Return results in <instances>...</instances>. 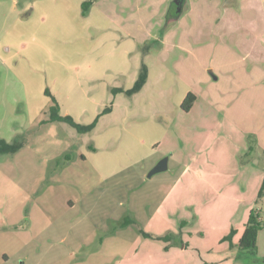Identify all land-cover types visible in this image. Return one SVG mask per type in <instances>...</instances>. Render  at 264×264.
<instances>
[{"label": "rangeland", "instance_id": "374dc122", "mask_svg": "<svg viewBox=\"0 0 264 264\" xmlns=\"http://www.w3.org/2000/svg\"><path fill=\"white\" fill-rule=\"evenodd\" d=\"M171 1L0 0V137L17 146L0 152V264H264V229L257 251L237 247L250 213L264 218V171L249 159L264 126V54L250 40L264 37L261 25L245 29L261 11L185 0L170 16ZM91 48L125 69L120 87L148 65L146 93L172 112L170 130L123 121L135 109L122 111L123 93L108 100L119 115L101 116L108 125L95 134L49 120L45 89L59 91ZM69 92L62 114L93 104ZM189 92L197 99L185 111ZM166 156L168 168L150 177Z\"/></svg>", "mask_w": 264, "mask_h": 264}, {"label": "crops", "instance_id": "0c3cea01", "mask_svg": "<svg viewBox=\"0 0 264 264\" xmlns=\"http://www.w3.org/2000/svg\"><path fill=\"white\" fill-rule=\"evenodd\" d=\"M231 1L232 0H230V3L228 5H234V4L236 6L241 5V12H245V14L248 16H250V12H252V10L259 9L261 11L260 22L263 25L260 24L259 20H257L256 18L254 20V18L251 17L255 22L253 23L252 19L250 18V20H249L250 25H248L247 27L245 26L246 27L245 29L246 30L250 29L251 31H256V30L260 29V25H261V27L263 29L262 37H264V0H238L237 2H234V1L231 2ZM15 3L19 6V4H21V1L13 2V4H15ZM22 4H23L22 6H24V5L27 6V4H30V3L27 1V2H24ZM89 14H90V11H87L86 15H84L81 12V15L83 17H88ZM106 34L107 33H104V37H105L106 41L102 37H100L96 40L95 45H97L100 40H103L105 43H107L108 39L106 37ZM4 36H5V33H3L1 38H3ZM86 37H88V36L86 35ZM250 41H251V45L252 44L254 45V43H255L257 46H259L257 48L255 47L254 52H256L258 55H263L264 54V45L261 46L260 42L258 40H255V41L250 40ZM111 42H113V43H112V45H110L111 56H109V59L111 60V63L113 62L115 65L116 64L120 65L122 61L117 58V47L113 46V44H115L113 39ZM102 45L104 46L105 44H102ZM93 47H94V43L92 45V48ZM6 48L8 50H10V47H6ZM92 48L90 49V51L88 53H86L83 56L82 63H81V64H83L82 72L80 71L81 70L80 69L81 64L80 65L74 64L73 67L69 70V72H68L69 74L62 79L63 82L60 85L59 91H57L56 93H53L50 90V88L47 87L45 89V92H47L46 94H48V92H50L51 94H53L55 96L56 99H58L57 101H59L58 103L61 106L60 111H62V105L65 101L64 97L61 95L62 93L64 95L67 93V98L71 99L70 104H72L74 102V100H72V97H70V93H71V92H69L70 88L72 87V90H73L76 87L77 90L84 92L83 95L86 96V99L90 100V102L93 104L87 110L83 109V112L80 115H74V116L77 118V120L79 119V121H81L85 124L92 122L105 107L110 106L108 100H109L110 96L113 94L112 88L120 87L119 82L123 81V80H127L126 71L124 68L118 67V66H114L112 68V65L108 64L107 58L99 56L97 54V52L93 53ZM145 51L146 52H143V53H145L146 56H142V58H145V57H147V55H150L149 49L146 48ZM147 67H148V65H147ZM212 72H213V76L214 75L217 76V79H218L219 75H216L214 73V71H212ZM149 73L150 72H149V67H148L147 82L145 83V85L142 87V89L139 92L133 94L132 96H128L125 93H123V97L119 100V102L122 106L123 112L126 110L129 111L132 108H135V109L129 111V113L124 117L123 121L126 122V121H131V120H134V121L139 120V121H137V123L140 122L143 126L147 125L148 130H150L151 132H153L154 127H156V125L162 126L163 129L168 131V130H170V128L172 127L173 122H174L173 117H172L173 115H172V112L171 111L169 112L167 107L164 106V103L162 106L156 105L155 96L148 95L146 93V89H148V86L150 85L149 84V81H150ZM131 75H132L133 81L135 83V81L138 78L139 71L137 73L134 72ZM214 79H216V78H214ZM19 82L18 83L21 84L22 87H24L23 82L21 80H19ZM18 83L16 82L15 86H19ZM127 88H130V87H126L125 89H127ZM102 90H103L102 95L99 98H97L98 92L102 91ZM167 92H168V90H165V89L163 90L162 93L159 92V94L164 95V102L167 99V97H166ZM121 94L122 93H120V95ZM144 94H147V95H144ZM120 95L119 94L116 95L114 100H118L117 97H119ZM73 99H74V97H73ZM114 102L115 103L112 106V110L109 113H107V115L111 114L112 117L113 116L116 117V115H119L118 113H116V111H117V107L120 104L118 103V105H116V101H114ZM182 102H183V98L180 100V105ZM85 105L86 104H84L83 107ZM71 109H72L71 107L65 109L64 114L70 113ZM180 109H182V108L180 107ZM166 114L169 115L168 119L162 118V116H164ZM71 116H73V115H71ZM104 125H108V122L104 121L103 118L101 117L99 119L96 127L91 131V133H93L96 128L99 131L100 128ZM95 133H97V132H95ZM95 133H93V134H95ZM85 134H87V133H85ZM90 140H91V145H89V148L94 150V151H97V147H95L93 144V138H91ZM255 141H256V144L251 145V149L253 150V151L251 150V152H254L255 156H253L252 158H249V159L257 160V164H259V166L264 171V126H262L260 128V132L257 135V139ZM254 146H255V148H254ZM256 149H257V151H256ZM249 161H246L243 163L246 164ZM249 163H251V162H249ZM262 177L263 176L261 175L257 178L256 190H257V188H260V186L263 183L264 177L263 178ZM237 200L242 202L244 200V198L240 197ZM240 232L242 234V230Z\"/></svg>", "mask_w": 264, "mask_h": 264}, {"label": "trees", "instance_id": "16d2710c", "mask_svg": "<svg viewBox=\"0 0 264 264\" xmlns=\"http://www.w3.org/2000/svg\"><path fill=\"white\" fill-rule=\"evenodd\" d=\"M89 2H84L83 6V14L86 15V11L89 9ZM170 13L169 15L179 16L181 13L177 12V6L174 0L171 1L170 5ZM148 79V67L146 64H142L141 69L139 71V75L135 83L130 88H123V87H114L112 88V93L117 95L118 93H125L128 96H132L133 94L139 92L142 87L145 85ZM50 96H52L53 104L49 108L50 116L49 120L52 121H61L66 122L69 125L73 126L77 129L78 133L85 134L91 132L97 125L99 118L112 110V106L105 107L97 117L90 123L84 124L80 121L76 120L73 116L69 114H62L61 107L53 94L48 92ZM197 96L193 92H189L185 99L182 102L181 108L185 111H189L191 106L195 103ZM17 148L16 145L8 142L5 138H0V152H12L15 151ZM264 194V179L261 185V189L259 190V196L261 197ZM264 229V218L260 216L259 213L254 214L253 212L250 213V218L248 222L245 224V227L242 231L240 240L237 243V247L242 250H250V251H257L259 248V233L261 230ZM235 233L233 230L228 236L224 239L230 238L231 235ZM147 235V234H145Z\"/></svg>", "mask_w": 264, "mask_h": 264}, {"label": "water", "instance_id": "95a60500", "mask_svg": "<svg viewBox=\"0 0 264 264\" xmlns=\"http://www.w3.org/2000/svg\"><path fill=\"white\" fill-rule=\"evenodd\" d=\"M174 2L177 4V12H181L183 10V3L184 0H174ZM211 71V70H210ZM168 159L169 157L162 158L149 172V176L151 177L153 174L166 170L168 168Z\"/></svg>", "mask_w": 264, "mask_h": 264}, {"label": "flooded vegetation", "instance_id": "af4514ba", "mask_svg": "<svg viewBox=\"0 0 264 264\" xmlns=\"http://www.w3.org/2000/svg\"><path fill=\"white\" fill-rule=\"evenodd\" d=\"M184 2H185V0H184ZM176 4V3H175ZM184 4V3H183ZM176 6H177V4H176Z\"/></svg>", "mask_w": 264, "mask_h": 264}]
</instances>
